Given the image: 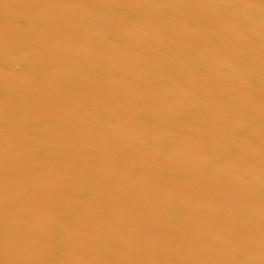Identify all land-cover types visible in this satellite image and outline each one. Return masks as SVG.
<instances>
[{
	"label": "water",
	"instance_id": "1",
	"mask_svg": "<svg viewBox=\"0 0 264 264\" xmlns=\"http://www.w3.org/2000/svg\"><path fill=\"white\" fill-rule=\"evenodd\" d=\"M0 264H264V0H0Z\"/></svg>",
	"mask_w": 264,
	"mask_h": 264
}]
</instances>
